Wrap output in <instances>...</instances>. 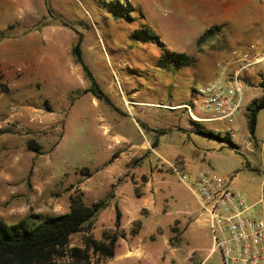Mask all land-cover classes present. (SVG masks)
Masks as SVG:
<instances>
[{
	"label": "rangeland",
	"instance_id": "1",
	"mask_svg": "<svg viewBox=\"0 0 264 264\" xmlns=\"http://www.w3.org/2000/svg\"><path fill=\"white\" fill-rule=\"evenodd\" d=\"M103 1L0 0V55L12 65L9 74L0 73V220L12 224L29 214L65 213L71 197L86 205L103 200L105 207L89 229L71 235L68 245L86 248L91 264H198L211 246L209 228L191 220L193 237H186L181 222L140 204L143 190L148 173L159 170L176 184L181 201L193 204L170 164L189 181L182 159L208 152L212 160L199 159L200 166L221 176L240 170L248 189L260 184L264 109L258 113L257 149L247 152L231 146L240 144L245 132L246 108L232 137L224 122H194L186 105L192 106L199 99L197 89L214 77L216 60L259 37L264 6L255 0H113L115 5L129 1L134 8L133 20L119 21ZM46 24H53L54 36L38 52L39 66L14 61L10 36ZM143 27L157 34L162 47L141 33ZM78 38L101 98L84 91L90 82L72 54ZM54 43L70 50L77 75ZM162 50L184 53L192 62L174 73L161 71ZM51 58L57 60L55 70ZM259 78L257 72L248 78V97L262 94ZM191 110L199 117L210 115L199 105ZM118 187L129 196L126 208L138 215L130 223L124 224L120 213L116 219ZM254 211L264 220L261 207ZM140 230L143 238L136 237ZM124 237L131 241H120ZM113 238L111 257L88 247V239L109 247ZM124 246L130 253L120 256ZM57 263L72 260L61 257ZM202 264H219V254L210 253Z\"/></svg>",
	"mask_w": 264,
	"mask_h": 264
},
{
	"label": "built area",
	"instance_id": "2",
	"mask_svg": "<svg viewBox=\"0 0 264 264\" xmlns=\"http://www.w3.org/2000/svg\"><path fill=\"white\" fill-rule=\"evenodd\" d=\"M255 1L264 6V0ZM263 61L264 29L257 39L230 48L225 58L216 60L214 77L197 89L199 99L186 105L191 119L224 122L227 135L235 136L237 117L247 106L246 82ZM196 105L210 115L194 114L191 107ZM170 167L185 181L176 166ZM190 187L208 224L209 255L217 252L220 264H264V220L255 216L240 192L205 167L197 170Z\"/></svg>",
	"mask_w": 264,
	"mask_h": 264
},
{
	"label": "trees",
	"instance_id": "3",
	"mask_svg": "<svg viewBox=\"0 0 264 264\" xmlns=\"http://www.w3.org/2000/svg\"><path fill=\"white\" fill-rule=\"evenodd\" d=\"M103 5L111 8V17L115 20H133L129 1L113 4V0H104ZM123 17V18H122ZM67 25L66 23L64 24ZM141 33L154 45L162 47L157 34L146 27ZM204 36V35H203ZM80 39L72 46V54L75 61L80 64L84 78L90 82V87L85 92L91 91L96 97H103L98 83L91 70L81 57ZM158 68L161 71L174 73L183 66H189L191 59L184 53L162 50L159 58ZM264 88V80L260 82ZM264 108V95L254 99L246 106V118L250 135L253 137L257 113ZM164 132V131H163ZM157 142H152V148ZM105 207V202L99 200L91 205L84 204L80 198L70 199L69 209L65 213L55 215L29 214L16 223L8 224L0 220V264H58L57 259L67 257L72 264H91L87 249L79 247H68L70 236L86 231L95 220L97 213ZM116 219H119V210H116ZM116 239L111 240L109 247L88 239V247L101 250L107 257L113 256V245ZM87 247V248H88Z\"/></svg>",
	"mask_w": 264,
	"mask_h": 264
},
{
	"label": "crops",
	"instance_id": "4",
	"mask_svg": "<svg viewBox=\"0 0 264 264\" xmlns=\"http://www.w3.org/2000/svg\"><path fill=\"white\" fill-rule=\"evenodd\" d=\"M52 27H53V24H46L41 28H34V29H37L36 31L35 30L33 31V29H30L28 31L19 30V33L12 34L10 36V39L7 41V44L9 46V48L11 50H13V52H14L13 53L14 56H12L14 61L19 62L20 64H24L25 67L39 66V63H38V60L36 59V56H37L39 51L45 49V48H43L44 43L53 42V41H51V40H53L52 38L54 36V33H53L54 31H53ZM25 43L28 45L24 46ZM55 43H57V42H55ZM55 43H54L55 47L59 46V48H61L63 50V53L66 56V61L69 65V67L72 68V72H74L77 75V72H78L77 64L78 63L76 64V62H74L72 56L70 54H68V51L70 52V50H67L65 45L62 46L63 43L58 44V46ZM49 63L52 65L51 69H54V70L57 69V67H56L57 60L56 59L51 58ZM10 68H12V65L9 64L8 60L5 57H1V55H0V73L2 75H7L11 72ZM256 72L260 74V78L258 81L264 80V61L257 65ZM251 75H254V73H252ZM251 75H249V77H251ZM255 81H257V80H255ZM261 90H262L261 91L262 94L260 96H249V97L245 91V105L250 104V102L254 99H258V98L262 97L264 95V90H263V88H261ZM259 112H260V110L258 111V113ZM258 113H257V122H256V128H255L254 136L252 137L250 135L249 130H248V125H247V118H245V123H246L245 132H242V139L240 141V144H237V143L234 144L233 143L231 145L233 148L237 149L238 151H240V150H244L247 152H255L256 151V149H257V147H256L257 146L256 145L257 126L259 124V119H260ZM187 127L189 128L190 126L187 125ZM207 154H209V155L203 156L204 154L203 155L200 154L195 158H188L187 160L182 159L183 164H184V171L188 174L189 181H182L181 180V183L184 185L183 187H185V189L188 191V193H190L193 196V198H194L193 204L188 203V202L183 203L181 201L182 197H181L180 193H178L176 190V184L171 183V181H169L164 174H160L159 170H155L151 173H148V181H147L146 186L143 190L142 201L140 202V204L142 206L152 207L156 210V212H159V211L164 212L165 218H167V220H170V221H176L177 220V221L181 222L185 226L184 235L186 237H189V238L193 237V232H194L192 229V225L190 223L191 220H192V222L198 221L206 229L208 227V224H207V222L204 218V215L200 209V205H199V202L197 200V197L190 187V183H191L193 177L195 176V173L197 172V170L200 168H203V166L199 165L198 160L199 159L200 160H205V159H211L212 160L213 152H208ZM209 170L212 173L216 174L217 176L222 177L226 181V183H228L233 189L240 192V194L242 195L244 200L249 205L253 206V212H255L254 211L255 207H257V206L261 207L260 212H261L262 216L264 217V173H263V178L261 179L260 184L258 186H256L255 188L248 189L240 181V175H241L240 170L235 171V173L231 176H229V175L221 176V175L215 173L212 169H209ZM230 172H231V170H230ZM230 172H229V174H230ZM232 172H234V170ZM129 187L130 188H128V190H130L133 193L132 185H130ZM115 193L117 196L115 197L114 201L118 200L117 204L119 207V213L122 216V219H121L122 222L124 224L132 222L136 217H138V215L136 214V212H133L131 210L129 212L130 208H128V209L126 208V204L124 201H126L129 198L128 194H126V196L122 195L124 193V189H122L120 187H118V189H116ZM125 208H126V210H125ZM136 237H139V238L144 237L143 233H141V230L138 234H136ZM125 239L128 242L131 241L130 239H129L130 240L129 241L128 238H125V237L120 238V241H123ZM132 241H134L133 238H132ZM130 246L134 252L135 247H134L133 243H130ZM124 248H125V246L118 253V254H120V256L125 255V253H124L125 250L130 253L129 247H126V249H124ZM209 252H210V247H209L208 252L205 255H203V257H201L198 264H202L205 261V259L209 256ZM142 255H143L142 257H144L146 259V257H147L146 252Z\"/></svg>",
	"mask_w": 264,
	"mask_h": 264
}]
</instances>
